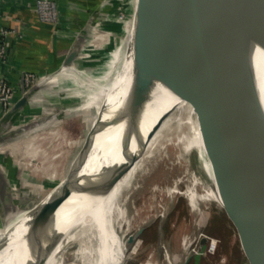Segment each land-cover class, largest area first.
<instances>
[{
    "label": "bare ground",
    "instance_id": "1",
    "mask_svg": "<svg viewBox=\"0 0 264 264\" xmlns=\"http://www.w3.org/2000/svg\"><path fill=\"white\" fill-rule=\"evenodd\" d=\"M136 4L137 0L135 5L128 11L129 17L124 21L126 26H123L117 43L110 49V58L106 64L98 68V85L84 84V88L87 91V103L84 107H94L96 111L102 108L104 110L102 121L105 125H102L101 131L95 138L93 147L85 155V159H89L90 163L85 167H81L77 173L80 186L88 184L98 172L115 159L119 151L117 138H119V132L124 125V120L120 119L119 114L123 108L122 104H124L122 100L128 93H131L132 97L136 96V99H134L136 102L147 96V94L149 96L144 115H142L136 128L137 132L145 134L144 137L133 147L131 154L125 159H121L104 178V185H100L90 192L79 195L74 194L67 198L56 211V222L39 235L30 239L24 249L20 250L17 248L19 247L20 238L25 232L26 225L62 187L67 186L65 185L67 181L65 179L60 180L57 185L42 196L32 210L26 211L14 222L12 219L10 221L11 225L4 236L8 240V244L0 252V264H41L42 261L44 264H55L58 259L61 261L66 249L73 244H76V247L71 251L75 263L121 264L124 250H126L124 247L127 243L125 239L128 236V232L136 231L146 218V216H143L132 224L133 216L140 215L142 209L145 210L152 207V202H154V205L158 203V206L160 205L163 210H167L166 201L170 198L172 199L175 193L174 190H177L175 188L178 186L179 177H181L167 178L161 180L160 183L153 184L148 194L150 195L148 198L150 199L149 203L147 201L148 196L143 197L146 204L143 206H135L134 204L138 202L135 199L130 200L132 192H127L131 175V173H125L128 161L137 152L141 153L143 158L147 160L155 156V149L158 148L162 138L159 132L154 134L146 149L141 148L147 132L164 112H166L165 116H167L172 111H175V121L178 124L189 125L191 129L190 136L182 138L184 146L181 151H177L176 157L187 162L189 151L195 149L199 153V159L197 158L196 160L197 166H194V170L190 171V165L186 169V171L190 172V184L188 183L189 190L186 197L188 213L200 214L202 211H206L212 200L220 204L226 202L233 213H237L244 218L247 224L244 230L248 238L251 235L250 230L254 219L258 217L264 220V195L259 206L256 202V197L262 196L261 179L256 177L258 186L253 193L245 192L244 190V194L247 197L246 201L248 200L252 203V216L247 217L245 212H250V210L238 204L243 195L240 188L237 189L235 194L236 201H226L225 196L219 193V186L215 180L216 172L214 166L217 162L215 157L218 156L219 160L223 159L219 157L218 152L224 155V160H227L226 155L229 156L230 148L228 140L225 139L228 132L227 123L229 116L221 115L218 110L215 112L212 104L208 102L209 97L207 100L201 99V102L204 103L201 106L204 107L202 111L199 110L201 106L195 94H199L201 89L203 91V88H199L203 87L204 84L208 86L209 82L216 81H214V75L208 68L206 60L200 56L203 50L196 29L190 22L181 19L174 25L175 32L171 36L162 35L158 29L157 22L152 24L150 33L143 34L136 27ZM147 44H149L148 51L145 47ZM109 45V36H105L97 42V45L91 48L89 53L103 52ZM162 64L165 66L164 70L156 67ZM197 65L199 67L197 72V74L199 73V78L197 77L196 79L201 80V84L197 89L193 90L194 104H188L185 102L186 96L181 97V92L177 94L176 90H170L169 88L177 81V78L179 79L180 71L183 68L184 76L181 78L185 82H192L190 73ZM175 69H177L176 75L172 77V82L167 84L166 81ZM66 70L69 71V67ZM75 72L77 70L73 73ZM256 74L262 96L264 97V56H261L260 52L257 53ZM207 86L204 88H207ZM217 106L219 109L220 104ZM194 110H199L200 112H195ZM203 119L207 120V123ZM243 123L252 133L255 132L257 135L264 136L263 120L253 116H245ZM221 141H223L222 144H220ZM231 147L236 151L240 150V152L244 150L235 143ZM26 157H29V155ZM243 162V158L240 156L239 164H243ZM247 176L251 175H243V187H245V183L249 185V181H251ZM105 185L113 186L109 193L105 192ZM130 187H133V189L140 188L137 183L130 185ZM155 193L157 200L153 201L151 195L154 197ZM247 205L249 204L247 203ZM22 211L24 210L22 209ZM241 217L238 218L242 222ZM41 235L42 237L39 241L33 244V241ZM193 239L191 234L183 235L180 242L181 248L183 250L186 249ZM164 258L166 261H159L151 257L146 263L171 264L168 263L169 256L166 251ZM180 263H182V260Z\"/></svg>",
    "mask_w": 264,
    "mask_h": 264
},
{
    "label": "rangeland",
    "instance_id": "2",
    "mask_svg": "<svg viewBox=\"0 0 264 264\" xmlns=\"http://www.w3.org/2000/svg\"><path fill=\"white\" fill-rule=\"evenodd\" d=\"M135 2L136 0H104V5L100 7L91 25L93 31L86 43V47L90 49L84 50L70 64L50 74L34 76L33 82L25 87L27 101L23 108L13 111L11 106L9 111L1 115L0 156L5 154L9 158L10 166L15 168L18 176L19 182L14 187L23 191L16 196L18 205L22 200L27 202L29 199L33 204L37 203L60 180L71 179L77 166L75 174L90 163L85 155L93 147L102 125H105L102 121L104 110L84 107L87 103L84 84L98 85V68L110 58V49L117 43L120 31L126 26L124 21L129 17L128 11ZM105 36H109L110 45L107 49L100 53H89ZM68 67L69 71L66 70ZM75 70L77 72L73 73ZM190 131L189 125L175 121V111H172L157 124L154 134L159 132L162 138L155 149V156L147 160L138 153L130 161L126 170L131 173L130 185L137 183L140 186L133 189L129 185L127 188V192H132L130 200L138 202L135 206L146 205L143 200L146 196L149 203L148 194L153 184L167 178L181 177L175 188L177 192L174 190L176 197L173 195L172 199L166 201L167 210L152 202V207L142 209L140 215L133 216L132 224L143 216L146 218L136 231L128 232L132 241L127 242L124 247L126 250L121 264H147L151 257L166 261L165 251L169 256L167 262L171 264H253L248 244L235 220L228 214L237 218L244 234L247 224L244 218L231 211L228 203L220 204L212 200L210 206H206L208 209L200 214H190L187 211L190 172L186 169L190 165V171L194 170L199 153L195 149L189 151L187 162L176 157V153L183 148L182 138L190 136ZM154 134L142 149H146ZM27 145H31L32 149L29 157H25L23 151L24 146L27 149ZM154 197L151 195L153 201L157 200L156 193ZM224 207L229 209L228 214ZM23 210L20 216L29 211ZM238 217L242 218V222ZM248 228L250 229L249 226ZM185 234H191L194 239L183 250L180 242ZM128 236L125 241H128ZM41 237L42 235L35 239L33 244ZM75 247L76 244H73L66 249L61 261L58 259L55 264H78L71 253Z\"/></svg>",
    "mask_w": 264,
    "mask_h": 264
},
{
    "label": "water",
    "instance_id": "3",
    "mask_svg": "<svg viewBox=\"0 0 264 264\" xmlns=\"http://www.w3.org/2000/svg\"><path fill=\"white\" fill-rule=\"evenodd\" d=\"M135 17L136 27L143 34L150 33L152 24L157 22L160 33L164 36H171L175 32L174 25L181 19L190 22L196 29L203 50L200 56L206 60L216 82H209V88L204 84L205 86L199 88H203V91L201 89L202 92L200 91L199 94L195 95L200 106L204 105L201 99L207 100L209 97L208 102L212 104L215 112L218 110L221 115L229 116L228 132L225 137L230 148L229 156L226 155L227 160H224V155L218 152L219 157L223 159L219 160L218 156L215 157L217 160L216 168L214 166L215 180L219 186V193L225 196L226 201H236L235 194L240 188L243 195L238 204L250 210V212H245L247 217L252 216V203L246 201L247 197L244 193L246 191L253 193L258 186L256 177L261 179L262 196L256 197L259 206L264 195V136L248 130L243 123V118L253 116L264 121V97L256 74L257 53L260 52V55L264 56V0H137ZM147 45L145 46L146 49L149 47V44ZM72 59L73 57L66 62L65 66L70 64ZM156 67L160 70L165 69L163 64ZM198 68L197 65L190 73L192 82H185L181 78L184 76L183 68L180 71L179 79L177 78L173 85H169L170 90H176L177 94L181 92V97L186 96L185 102L188 104H194L193 90L201 84V80L196 79L199 78ZM176 72L177 69L168 78L167 84L172 82L171 79L176 75ZM206 86L207 88H204ZM134 99L136 96L132 97L131 93H128L122 100L124 104H122L123 108L119 115L120 119L124 120V125L119 132V138H117L119 151L115 159L98 172L85 186H80V180L75 174L77 166L72 172L71 179L66 180L65 185L67 186L62 187L26 225L17 249H24L30 239L56 222V211L67 198L74 194L90 192L100 185H104V178L121 159L128 157L133 147L142 140L145 134L137 132L136 128L142 115H144L149 96L147 94L137 102ZM26 101L24 92L13 104L12 110L22 108ZM218 104H220L219 109ZM203 107H199V110L202 111ZM199 110L196 111L200 112ZM165 113L161 114L151 126L143 146L156 131L157 124L168 116H165ZM203 121L207 123V120L203 119ZM221 138L223 139V137ZM222 143L223 141L220 142V144ZM234 143L240 145L244 150L240 152V150L232 149L231 145ZM208 144L210 145V143ZM213 146L215 145L213 144ZM134 156H131L128 161L126 170ZM240 156L243 158V164H239ZM243 175H251L247 176L251 181H249V185L245 183V187L242 183ZM105 187V192L109 193L113 186L105 185ZM35 205L36 203L33 204L30 200L24 209L29 210ZM224 208L228 214L229 209ZM228 215L235 220L242 237L248 244L252 263L264 264V220L258 217L254 219L251 225V235L248 238L243 233L237 218ZM130 241H132V236L128 238L127 242ZM7 244L8 240L4 236L0 238V252Z\"/></svg>",
    "mask_w": 264,
    "mask_h": 264
},
{
    "label": "crops",
    "instance_id": "4",
    "mask_svg": "<svg viewBox=\"0 0 264 264\" xmlns=\"http://www.w3.org/2000/svg\"><path fill=\"white\" fill-rule=\"evenodd\" d=\"M53 1L56 2L59 12L57 23L42 24L37 17L36 0H2L0 25L11 31L4 44L5 57L0 59V76L6 77L12 85L13 104L25 92L26 75L40 77L50 74L65 66L71 57L74 59L84 50L90 49L86 47V43L93 31L91 25L100 7L104 5V0ZM4 113L0 106V117ZM30 146L27 145V149L24 146L25 157L32 152ZM17 182L19 179L15 168H11L9 158L2 154L0 238L5 236L11 225L10 221L13 219L14 222L19 218L21 209L30 201L22 200L18 205L16 196L23 191L14 187Z\"/></svg>",
    "mask_w": 264,
    "mask_h": 264
},
{
    "label": "built area",
    "instance_id": "5",
    "mask_svg": "<svg viewBox=\"0 0 264 264\" xmlns=\"http://www.w3.org/2000/svg\"><path fill=\"white\" fill-rule=\"evenodd\" d=\"M2 0H0V3ZM36 13L39 22L42 24L57 23L58 20V7L53 0H36L35 2ZM1 14V11H0ZM10 29L0 25V59L5 57V40L10 33ZM34 76L28 74L25 76L26 84L33 82ZM14 90L10 81L3 76H0V106L6 112L13 106Z\"/></svg>",
    "mask_w": 264,
    "mask_h": 264
}]
</instances>
